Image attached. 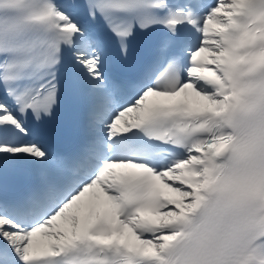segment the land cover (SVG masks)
Here are the masks:
<instances>
[{
	"label": "snow or ice",
	"instance_id": "6c2138e0",
	"mask_svg": "<svg viewBox=\"0 0 264 264\" xmlns=\"http://www.w3.org/2000/svg\"><path fill=\"white\" fill-rule=\"evenodd\" d=\"M0 264H264V0H0Z\"/></svg>",
	"mask_w": 264,
	"mask_h": 264
}]
</instances>
